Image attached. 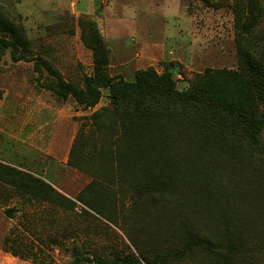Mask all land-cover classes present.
Segmentation results:
<instances>
[{
  "label": "rangeland",
  "instance_id": "obj_1",
  "mask_svg": "<svg viewBox=\"0 0 264 264\" xmlns=\"http://www.w3.org/2000/svg\"><path fill=\"white\" fill-rule=\"evenodd\" d=\"M245 2L0 0V37L19 46L0 44V264H264V155L225 115L124 85L153 67L247 96L264 142V98L230 79ZM257 35L242 47L264 22ZM98 69L112 84L95 105L60 92Z\"/></svg>",
  "mask_w": 264,
  "mask_h": 264
},
{
  "label": "trees",
  "instance_id": "obj_2",
  "mask_svg": "<svg viewBox=\"0 0 264 264\" xmlns=\"http://www.w3.org/2000/svg\"><path fill=\"white\" fill-rule=\"evenodd\" d=\"M259 2V0H247V2L241 3L242 9L237 10L236 27L239 34L242 72L230 74L232 75L230 79L238 88H245L249 93L255 91L259 98H264V38L257 41L252 51L242 47L246 38L244 36L253 35L257 38L258 28L264 22V7L260 6ZM245 6L248 10H244ZM0 44L11 46L13 51L19 49L17 38L9 41L0 37ZM84 84L85 89L78 90L73 85L62 82L60 92L63 96L73 94L82 104L95 105L101 96L99 86L111 85L112 79L107 78L98 69L95 76L85 78ZM124 85L129 91L150 96L153 100L160 101L161 104L171 101L177 105L188 107L189 110H197L208 118L218 119L220 115H225V120L217 125L229 126L233 131L241 130L249 148L253 152L264 155V142L261 140L263 121L258 107L254 103H250L251 100H248L247 96L244 97L240 94L235 96L208 83H198L189 89L180 90L176 86V80L171 71L158 72L153 67L138 70L135 73V80L126 82ZM220 119L222 118L218 120ZM198 245H204L209 249L214 248L203 239L192 240L187 247L190 249ZM96 258L99 264H104L102 257L96 256ZM141 260L146 264H152L143 256L139 258L120 254H116L112 264H142Z\"/></svg>",
  "mask_w": 264,
  "mask_h": 264
}]
</instances>
